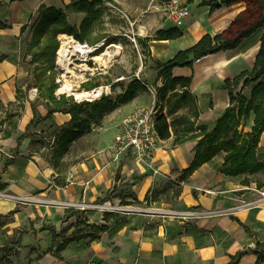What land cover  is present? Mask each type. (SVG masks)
<instances>
[{
  "label": "crops",
  "instance_id": "obj_1",
  "mask_svg": "<svg viewBox=\"0 0 264 264\" xmlns=\"http://www.w3.org/2000/svg\"><path fill=\"white\" fill-rule=\"evenodd\" d=\"M210 1L219 0H187L190 16L180 25L165 9L151 13L147 24L140 23L148 33L140 37L151 38L147 43L151 57L171 60L206 34L221 33L246 9L245 2L214 8L203 4ZM71 2L14 0L7 4L0 0V20L7 24L0 28V55H8L0 62V201L12 204L0 217L12 215V224L5 228L18 231L10 244L19 251L14 264H229L244 250L248 252L237 264H264L256 252L264 250V185L258 186L263 172L249 175L250 183L244 184L246 175L219 172L224 159L216 157L185 175L198 140L173 145L174 136L160 141L154 167L130 153L113 158L111 146L119 122L138 108H151L153 96L139 94L110 108L101 124L92 121L91 129L69 146L70 150L89 132L95 149L77 162H68V150L61 162L69 166L63 172L54 166L56 141L71 125L72 116L55 112L51 119L42 120L50 103L35 97L28 87L29 68L21 62V48L22 41H31L32 33L22 29L42 6L65 9ZM85 17V13H67L69 23L77 28ZM175 28L182 32L180 37L157 39L159 31ZM88 40L98 41L92 35ZM260 47L256 36L245 40L241 49L220 51L195 59L191 66L173 68V77L191 78L188 91L197 97L200 110L197 131L213 130L230 106L226 80L251 72ZM242 88L243 83L235 92L250 98L253 87ZM158 101L160 113L165 102L159 94ZM34 119L36 123L28 129ZM253 126L251 113L239 130L248 133ZM258 146L264 149V132ZM109 200L142 211L127 214L91 207ZM72 204L88 207H69ZM92 226L105 229L95 231ZM24 229L27 233L20 236Z\"/></svg>",
  "mask_w": 264,
  "mask_h": 264
},
{
  "label": "trees",
  "instance_id": "obj_2",
  "mask_svg": "<svg viewBox=\"0 0 264 264\" xmlns=\"http://www.w3.org/2000/svg\"><path fill=\"white\" fill-rule=\"evenodd\" d=\"M111 0H72L65 9L42 6L33 17L30 25L25 26L22 32L28 29L32 33L31 41H22L21 58L31 56L30 63L37 65L35 72L38 77L51 72L55 67L56 53L60 47L59 36L68 34L77 40L89 41L94 28L102 21L105 3ZM224 6H231L239 2L246 3V9L238 14L228 28L221 33L212 36L206 34L197 44L188 50L180 51L174 58L167 62L155 60V69L158 77L163 79V85L158 89L160 101H164V107L156 117V131L160 140H168L174 136L173 145H179L190 140H198L195 148V158L190 167L185 170V175L194 172L200 165L213 161L216 157H223L224 162L218 171L224 175L237 177L246 175L244 184L250 183L249 175L259 172L264 173V149L258 144L261 134L264 132V0H219ZM214 8V1L204 2ZM67 13H85L80 28L72 26L67 18ZM7 24L0 20V28ZM182 35L178 29L167 32L159 31L157 39H174ZM260 37L261 47L256 56L254 68L251 72H243L234 79H228L224 88L230 94V106L216 121L212 131L206 128L196 130V122L200 116L197 97L188 89L191 78H175L172 70L175 67L191 66L187 63L190 54L195 59L218 53L220 51L243 48L244 41L252 37ZM151 38H140L144 51L149 53L148 42ZM100 41V38L98 39ZM8 55H0V62ZM46 94H41L47 99L48 113L42 120L51 119L53 113L64 112L72 116V123L62 130L58 141V147L53 152L52 163L59 172H63L69 164L61 162V158L68 152L70 144L79 138L80 134L88 129L91 122H99L105 112L117 104H124L134 99L140 91L147 89L140 80L134 79L123 92L115 98L106 95L93 103L73 102V96L55 95L57 88L55 75L47 76ZM243 83V88L253 85L250 98L236 89ZM111 87L114 84L108 83ZM98 84L91 81L85 82L83 87L90 91ZM242 88V89H243ZM20 107H23L20 105ZM166 110L163 113V110ZM254 114V126L251 132L242 133L239 126L244 119ZM37 120H32L29 127ZM0 124L3 122L0 121ZM16 122L13 127H16ZM6 135H9L8 133ZM56 183L60 184L59 181ZM264 185V178L258 186ZM95 231H102L104 227L92 226ZM27 229L20 231V236L27 233ZM95 238V235L91 236ZM65 244V243H64ZM259 248V247H258ZM237 255L229 264H237L240 259ZM259 260H262L259 258Z\"/></svg>",
  "mask_w": 264,
  "mask_h": 264
},
{
  "label": "rangeland",
  "instance_id": "obj_3",
  "mask_svg": "<svg viewBox=\"0 0 264 264\" xmlns=\"http://www.w3.org/2000/svg\"><path fill=\"white\" fill-rule=\"evenodd\" d=\"M163 1L168 0H111L106 2L102 21L94 28L92 34L95 38H100V41L95 43L105 40L106 45L94 53V56H91L94 58L96 55H101L106 51L107 46L113 45L111 47L112 55L105 56L103 61L94 60L91 57L86 61L81 60L73 62L69 67L72 72L68 74L64 72V80L71 82L73 90L72 92L64 91V94L58 95L57 91L64 85V82L61 84L57 83V79L61 76V71H59L56 66L58 52L62 46L60 35V47L56 53L55 67L51 72H47L44 76L38 77L35 72V67L37 65H32L30 63L31 56L27 55L26 58H21V62L29 68V75L27 78L28 87L32 90H36L35 97H42L41 94H46L47 90L46 78L52 73L55 75V82L57 85L55 90L56 96H73V102L75 103H93L106 95L115 98L118 94L122 93L123 88H126L134 79L140 80L151 88H157L159 85H162L163 79L158 77V70L155 69V60L151 57L150 53L144 51V46L139 41L140 38H147L140 37V34L146 36L147 32L145 28L141 29L139 24L143 22L147 24L145 21L151 13H156L163 9L159 7ZM74 39L77 40L75 37ZM84 42L90 45L95 44L88 41ZM83 64L87 65V69L83 67ZM88 81H91L93 84H98L97 87L109 86L110 91L102 94L99 99L78 101L73 92L84 91L83 84ZM110 82L114 84V87L108 85ZM252 87L253 85L247 87L246 91L250 90ZM139 94H142L146 98L152 97L148 89L140 91L137 95ZM101 122L102 120L100 119V122L97 123L101 124ZM93 123L94 122H92V124ZM90 129L91 127L89 130ZM88 133L89 132L84 133L82 139L75 143L69 150L68 162L83 160L95 149V142ZM69 207L81 208L80 205L75 204ZM12 221V215L0 217V264H14V258L19 256V251L16 246L10 245L15 242L18 231L10 227L8 229L5 228L6 225H11Z\"/></svg>",
  "mask_w": 264,
  "mask_h": 264
},
{
  "label": "built area",
  "instance_id": "obj_4",
  "mask_svg": "<svg viewBox=\"0 0 264 264\" xmlns=\"http://www.w3.org/2000/svg\"><path fill=\"white\" fill-rule=\"evenodd\" d=\"M159 7L165 9V11L170 13V15L175 18V21L178 25L182 23V20L190 16V11L187 6V0L163 1ZM75 41L85 48H88V46L90 45L87 42H81L77 40ZM105 45V40L92 44L90 45L91 47L88 48L87 52H76L75 54L70 55L66 64H63L58 57L56 66L57 69L61 71V76L57 79V83L61 84L65 81L64 72L66 74L71 73L68 71L67 68H69L73 64V62L88 60V58L94 56V53L99 51ZM161 86L162 85H159L157 88H151L150 86L146 85L147 89L150 91L154 98L153 106L151 108H138L127 116H125L124 118H122V120L119 122V132L116 134L114 142L111 146L112 156L115 160L119 159L122 155L126 153H130L137 160L141 162H146L149 164L150 167H154L155 154L161 141L155 127L156 117L160 109V106L158 105V88H160ZM60 90L61 88L57 91L58 95L65 93L64 91ZM33 92L35 94L36 90H33ZM154 173H157L156 169L154 170ZM261 194V200H264V191ZM257 202L258 201L251 203L255 204ZM80 207L82 209H86L88 206L80 205ZM91 207L127 214L142 211L140 208H131L128 206H124L121 204L120 200L119 202H112L111 200H109L102 204L92 205ZM170 214L177 213L171 212Z\"/></svg>",
  "mask_w": 264,
  "mask_h": 264
},
{
  "label": "bare ground",
  "instance_id": "obj_5",
  "mask_svg": "<svg viewBox=\"0 0 264 264\" xmlns=\"http://www.w3.org/2000/svg\"><path fill=\"white\" fill-rule=\"evenodd\" d=\"M61 40H62V46L59 49L58 52V57L59 60L63 63L66 64L67 60L69 59V56L72 54H75L76 52H82L85 53L87 52L88 48L91 47L90 45L88 46V48L83 47L82 45H79L75 40L74 37H72L71 35L68 34H62L61 36ZM113 45L109 46L106 51L104 53H102L101 55H96V57H94V60H98V61H103L104 57L109 55H112L111 52V47ZM90 51V50H89ZM83 67H85L87 69V65L83 64ZM69 72H72L71 68H67ZM72 87L73 85L71 84V82H69L68 80L64 81V86L61 88L60 91H68V92H72ZM110 91V87L109 86H100L97 87L93 90L87 91H76L73 92L75 98L78 101H82V100H95V99H99L102 94L104 93H108ZM12 204L5 202V201H0V212L3 213H7L8 210L11 208Z\"/></svg>",
  "mask_w": 264,
  "mask_h": 264
},
{
  "label": "water",
  "instance_id": "obj_6",
  "mask_svg": "<svg viewBox=\"0 0 264 264\" xmlns=\"http://www.w3.org/2000/svg\"><path fill=\"white\" fill-rule=\"evenodd\" d=\"M12 1H14V0H6V3L10 4ZM214 5L217 6V7H220L221 6V2L220 1H216V2H214ZM194 60H195L194 54H190L189 58L187 59V63H192ZM41 230H42V228H41ZM247 252H248V250L241 251L239 253V255L242 256V255L246 254ZM256 252L258 253V255L261 258L264 259V250H256Z\"/></svg>",
  "mask_w": 264,
  "mask_h": 264
}]
</instances>
